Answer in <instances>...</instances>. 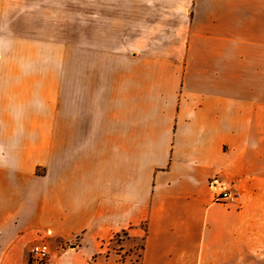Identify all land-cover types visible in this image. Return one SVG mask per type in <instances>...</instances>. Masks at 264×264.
<instances>
[{"label":"crops","instance_id":"obj_1","mask_svg":"<svg viewBox=\"0 0 264 264\" xmlns=\"http://www.w3.org/2000/svg\"><path fill=\"white\" fill-rule=\"evenodd\" d=\"M125 1V60L78 68L42 159L0 175V264L72 239L46 264H102L123 231L138 264H264V0Z\"/></svg>","mask_w":264,"mask_h":264},{"label":"rangeland","instance_id":"obj_2","mask_svg":"<svg viewBox=\"0 0 264 264\" xmlns=\"http://www.w3.org/2000/svg\"><path fill=\"white\" fill-rule=\"evenodd\" d=\"M126 8L125 0H0V175L29 173L42 159L48 117L64 86L66 93L74 89L78 68L125 60ZM227 187L239 205L242 189ZM128 233L104 244L102 264H138L141 237ZM75 242H52L50 251L41 245L49 251L44 264Z\"/></svg>","mask_w":264,"mask_h":264},{"label":"built area","instance_id":"obj_3","mask_svg":"<svg viewBox=\"0 0 264 264\" xmlns=\"http://www.w3.org/2000/svg\"><path fill=\"white\" fill-rule=\"evenodd\" d=\"M210 185H214V188L218 190L215 198L218 201L228 204H234L237 202V193L231 188L224 186L221 182L213 180L210 182ZM49 251L42 246H32L29 251V262L28 264H44Z\"/></svg>","mask_w":264,"mask_h":264},{"label":"bare ground","instance_id":"obj_4","mask_svg":"<svg viewBox=\"0 0 264 264\" xmlns=\"http://www.w3.org/2000/svg\"><path fill=\"white\" fill-rule=\"evenodd\" d=\"M36 246H41V245H39V244H37ZM47 248V247H46ZM48 249V248H47Z\"/></svg>","mask_w":264,"mask_h":264}]
</instances>
